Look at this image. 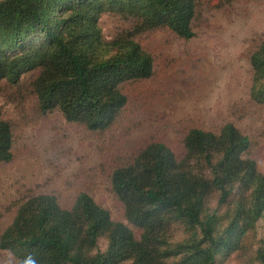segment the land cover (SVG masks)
Wrapping results in <instances>:
<instances>
[{
    "label": "trees",
    "instance_id": "1",
    "mask_svg": "<svg viewBox=\"0 0 264 264\" xmlns=\"http://www.w3.org/2000/svg\"><path fill=\"white\" fill-rule=\"evenodd\" d=\"M129 13L139 29L167 26L195 35V0H0V85L32 82L39 110L62 111L91 130L116 122L128 98L120 84L148 78L153 59L131 34L102 36L99 17ZM251 99L264 105V39L250 56ZM12 128L0 105V162L12 159ZM253 138L234 123L192 128L185 154L163 142L144 146L111 174V191L134 229L80 192L62 206L55 194L19 203L0 235L16 264H220L233 253L264 264V174L249 156ZM105 247H101V241Z\"/></svg>",
    "mask_w": 264,
    "mask_h": 264
},
{
    "label": "rangeland",
    "instance_id": "2",
    "mask_svg": "<svg viewBox=\"0 0 264 264\" xmlns=\"http://www.w3.org/2000/svg\"><path fill=\"white\" fill-rule=\"evenodd\" d=\"M139 22L120 12H105L98 20L105 40L131 34L153 59L150 77L120 84L128 102L106 129L68 121L59 109L42 113L32 86L38 70L23 73L17 84L1 82L13 157L0 162V235L19 203L43 193L55 194L69 208L86 191L114 220L128 223L123 202L111 191L113 170L152 142H163L183 157V141L192 128L217 132L234 123L253 138L248 154L264 174V105L250 97V56L264 39V0H195L190 39L167 26L138 29ZM262 237L260 223L248 239ZM0 264H16V259L0 248ZM220 264L257 263L233 253Z\"/></svg>",
    "mask_w": 264,
    "mask_h": 264
}]
</instances>
